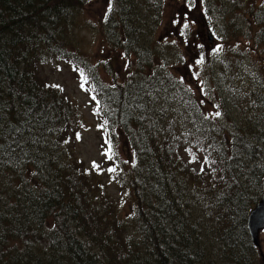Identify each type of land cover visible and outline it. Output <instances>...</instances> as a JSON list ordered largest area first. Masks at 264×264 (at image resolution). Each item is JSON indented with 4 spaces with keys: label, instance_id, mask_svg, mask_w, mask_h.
Instances as JSON below:
<instances>
[{
    "label": "trees",
    "instance_id": "trees-1",
    "mask_svg": "<svg viewBox=\"0 0 264 264\" xmlns=\"http://www.w3.org/2000/svg\"><path fill=\"white\" fill-rule=\"evenodd\" d=\"M153 1L148 23L140 0H119L108 32L115 48L130 45L137 66L107 84L73 43L84 0H0V264H264L246 226L264 179V104L241 126L221 121L229 101L217 104L220 117L210 114L156 62L146 38L164 0ZM205 7L221 8L215 0ZM227 25V35L238 27ZM68 58L91 81L116 158L114 181L132 197L126 213L101 184L88 183L69 149L83 128L79 107L45 73ZM251 93L264 103V88ZM182 153L203 157L198 187L188 183Z\"/></svg>",
    "mask_w": 264,
    "mask_h": 264
},
{
    "label": "rangeland",
    "instance_id": "rangeland-1",
    "mask_svg": "<svg viewBox=\"0 0 264 264\" xmlns=\"http://www.w3.org/2000/svg\"><path fill=\"white\" fill-rule=\"evenodd\" d=\"M215 1L220 3V10L206 8V0H164L157 14L160 22L156 25V31L146 40H151L150 47L158 52L156 62L160 64L161 61L171 75L191 88L194 96L209 109L210 114L216 112V106L221 99L224 102L229 101L232 106L231 109L227 107L228 119L221 121L232 126L234 120L241 126L243 120L247 119L245 116L257 119L260 113L258 110L264 104L256 102L257 93H251V90L264 88V47L259 44L261 33L258 26V23L264 25V0ZM84 2L74 18L73 43L78 55H81L79 58L86 59L91 65H98V72L105 83H114L115 79L122 81L137 65L134 62L135 55L126 54L132 52L129 50L130 45H124L122 50L115 48L113 37L108 32V24L113 25L117 21L121 4L119 0ZM153 4V0H149V4L140 0L141 9L149 10L146 15L148 23H153ZM185 24L188 25L187 28L184 27ZM227 24H231V27L238 24V27H235V32L227 35L230 30ZM209 29L214 34L213 38H210ZM217 48L220 50L216 51ZM201 58L202 63H197ZM45 73L49 77L48 83L62 88L79 107L83 128L74 132L76 141L69 149L82 161V166L91 176L88 183H93L94 187L101 184L110 197L109 201L114 202L121 213H126L132 197L116 184L115 172L108 171L109 168H115L112 164H115L116 158L113 161L105 154L108 143L105 128L99 127L103 122L90 92L91 81L84 79V72L70 58L47 65ZM243 91L245 98L240 101L239 96L243 95ZM239 103L242 106L238 109L236 105ZM230 119L233 120L230 122ZM250 125L252 127L253 123H247L246 128ZM77 134L80 139L76 138ZM120 145L118 142L115 149L123 156ZM195 157L193 160L190 153H182L181 157L188 167L185 171L192 187L201 184L202 180L198 178L201 172L199 168L205 164L201 155ZM93 162L99 167H94ZM191 170L196 175L191 174ZM261 195L262 189L252 208ZM195 218L205 226L204 212L195 210ZM260 238V251L263 253V258H260L264 259V230Z\"/></svg>",
    "mask_w": 264,
    "mask_h": 264
},
{
    "label": "water",
    "instance_id": "water-1",
    "mask_svg": "<svg viewBox=\"0 0 264 264\" xmlns=\"http://www.w3.org/2000/svg\"><path fill=\"white\" fill-rule=\"evenodd\" d=\"M210 38H213L214 34L209 29ZM213 42V40L211 39ZM262 195L260 200L256 203L255 207L251 209L247 216V230L251 239V242L255 247L261 248L260 234L264 230V179L261 182ZM263 255V253H262Z\"/></svg>",
    "mask_w": 264,
    "mask_h": 264
},
{
    "label": "snow or ice",
    "instance_id": "snow-or-ice-1",
    "mask_svg": "<svg viewBox=\"0 0 264 264\" xmlns=\"http://www.w3.org/2000/svg\"><path fill=\"white\" fill-rule=\"evenodd\" d=\"M109 7H110V6H109ZM184 27L187 28L188 25L185 24ZM219 50H220L219 48L216 49V51H219ZM197 63H202V58H201L200 60H198ZM81 75L83 76V73H81ZM84 79L86 80L87 78L84 77ZM55 87H59V86L56 85ZM93 98H94V97H93ZM216 107L218 108L219 105H217ZM97 111H98V109H97ZM212 115H213L214 117H220V116L222 115V113H221L220 111H216V112H214ZM105 123H107V122H105ZM99 127H104V125H100ZM76 138H77V139H80L79 134H77ZM66 142H67V141H66ZM106 143H108L109 146H108V148H107L105 154L108 156L109 159H111V158H112V155H113V153H112V146H111L110 141L106 140ZM188 151L191 152V149H188ZM192 159H193V160L196 159L195 154L192 155ZM93 164H94V167H97V168L99 167L98 165L95 164V162H93ZM108 171H110V172H115L116 169H115V168H109ZM201 171H203V168L201 169Z\"/></svg>",
    "mask_w": 264,
    "mask_h": 264
}]
</instances>
